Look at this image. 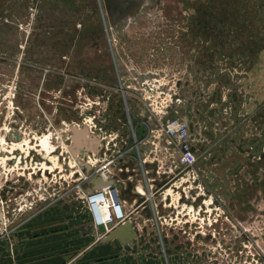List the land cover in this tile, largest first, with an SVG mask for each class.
I'll list each match as a JSON object with an SVG mask.
<instances>
[{"label": "rangeland", "instance_id": "obj_1", "mask_svg": "<svg viewBox=\"0 0 264 264\" xmlns=\"http://www.w3.org/2000/svg\"><path fill=\"white\" fill-rule=\"evenodd\" d=\"M148 93L188 117L197 158L146 203L156 209L127 205L144 235L134 251L148 264H264V0H0V207L103 239L82 199L95 155L72 153L71 129L115 143L140 179ZM46 114L47 130L29 124Z\"/></svg>", "mask_w": 264, "mask_h": 264}, {"label": "built area", "instance_id": "obj_2", "mask_svg": "<svg viewBox=\"0 0 264 264\" xmlns=\"http://www.w3.org/2000/svg\"><path fill=\"white\" fill-rule=\"evenodd\" d=\"M162 93L161 90L159 93L155 91V97H161ZM151 97H153L152 93H148L146 97L140 99L146 109V115L142 114L141 116L145 137L135 147L137 150L141 148L140 169L144 174L142 178L134 180V177L126 175L129 173L125 164L129 165V162L119 156L120 150L116 151L115 143H112V149L107 146L102 149L100 141L95 138L96 136L99 137V134L94 137L87 130L85 133L86 139L92 140L91 136L93 139L95 138V153L84 145L80 146L83 153L95 155L92 162L90 160V164L94 167L88 164L91 169L93 168L91 173L93 178L87 183V188L93 185L92 182L96 178L101 180L102 183H108L100 188L94 187L91 193L84 189L82 197L91 213L94 226H102L106 232H109L108 226L113 225L115 227L118 223L125 221L126 212L124 210L127 205L134 204L142 209L148 207L146 203L167 190L171 182L174 183V179L178 178L181 171L185 169L189 171L196 164V151L192 144L188 117H169L170 109L175 104L170 101L165 103L161 100L160 108L157 109ZM100 133L105 135L107 131H101L100 129ZM132 134L136 138L133 131ZM136 143L137 140L131 146ZM163 155L167 158L166 169H162L161 159ZM123 167L126 174H124ZM130 200H132L131 203ZM94 201L95 209L92 207ZM149 208L156 209L150 206ZM101 209L106 212L105 217L101 214ZM112 209L117 211V217L113 215ZM101 222H104V224L101 225Z\"/></svg>", "mask_w": 264, "mask_h": 264}, {"label": "crops", "instance_id": "obj_3", "mask_svg": "<svg viewBox=\"0 0 264 264\" xmlns=\"http://www.w3.org/2000/svg\"><path fill=\"white\" fill-rule=\"evenodd\" d=\"M9 191L2 192L4 197ZM132 200H130L131 203ZM0 207V264H148L133 248L140 240L136 230L132 244L118 239L86 240L79 227L67 222H54L51 217L38 220L29 209L23 219L12 218ZM12 212L13 209H11ZM33 213V214H32ZM10 214V212H9ZM19 215V214H18ZM132 223V222H131ZM139 230V231H138Z\"/></svg>", "mask_w": 264, "mask_h": 264}, {"label": "water", "instance_id": "obj_4", "mask_svg": "<svg viewBox=\"0 0 264 264\" xmlns=\"http://www.w3.org/2000/svg\"><path fill=\"white\" fill-rule=\"evenodd\" d=\"M71 131H72V147H71L72 153L77 151L80 145L90 146L91 148H93L94 142H92L91 140H86V138L84 139V134L86 133L85 130L73 127ZM92 183H93L92 187L87 189L88 193H91L94 187L100 188L108 184V183H102L101 180H99L98 178L94 179ZM99 230L104 232V227L100 226ZM134 237H135V231L133 229L131 221L125 220L122 224L112 229L103 238V241L112 240L116 238L119 241H121V243L132 244V240L134 239Z\"/></svg>", "mask_w": 264, "mask_h": 264}, {"label": "flooded vegetation", "instance_id": "obj_5", "mask_svg": "<svg viewBox=\"0 0 264 264\" xmlns=\"http://www.w3.org/2000/svg\"><path fill=\"white\" fill-rule=\"evenodd\" d=\"M32 69H35V70H37V68L36 67H32ZM21 101H22V105H24L25 104V102H26V100L23 98V99H21ZM21 104V103H20ZM31 105V104H30ZM21 105H19V107H20ZM19 111V113H21L23 116H24V114H23V112H21V110L20 109H18ZM0 113H2L1 111H0ZM31 116H33V114L31 115ZM38 117V116H37ZM35 115H34V118H32L30 121H29V124L31 125V126H36V127H44V129L45 130H47L48 128H49V120L47 119V114L44 116V119H40V123H38V121H36L35 119H38ZM18 121H20V119L18 120ZM21 124H22V126H23V123L24 122H27V117H23V119H21ZM42 122H43V125H42ZM16 124H18V122H16ZM21 128V127H20ZM12 129H14L15 131H17L18 132V137H17V139H22V136L20 135L21 134V131H20V129L18 128V127H13ZM11 135L13 136V137H16V132H13V133H11ZM162 207H164V206H162ZM144 210L148 213L149 212V208L148 207H146V208H144ZM163 210V209H162Z\"/></svg>", "mask_w": 264, "mask_h": 264}, {"label": "bare ground", "instance_id": "obj_6", "mask_svg": "<svg viewBox=\"0 0 264 264\" xmlns=\"http://www.w3.org/2000/svg\"><path fill=\"white\" fill-rule=\"evenodd\" d=\"M45 138L44 139H42V141H41V145L43 146V147H47V148H53L52 146H51V143L49 142V138L47 137V136H44ZM84 139H85V137H84ZM19 144V143H18ZM14 145H15V143H14ZM49 146V147H48ZM12 148V147H11ZM92 207L95 209V201H94V203L92 204ZM112 213H113V215L115 216V217H117V211L114 209H112ZM101 214L103 215V217H105V215H106V212L103 210V209H101ZM118 216H119V214H118ZM122 222H120V223H118V224H121ZM104 224V222H101V225H103ZM117 224V225H118ZM116 225V226H117ZM115 226V227H116ZM111 231V229L109 230V232Z\"/></svg>", "mask_w": 264, "mask_h": 264}]
</instances>
